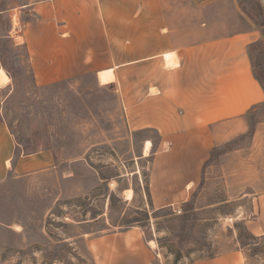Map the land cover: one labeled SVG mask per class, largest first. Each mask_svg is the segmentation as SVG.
Masks as SVG:
<instances>
[{
    "label": "rangeland",
    "instance_id": "1",
    "mask_svg": "<svg viewBox=\"0 0 264 264\" xmlns=\"http://www.w3.org/2000/svg\"><path fill=\"white\" fill-rule=\"evenodd\" d=\"M46 1L0 0V72L7 76L0 120L20 154L49 149L55 159L49 169L0 179V264H92L90 238L131 229L142 232L155 264H190L234 250L245 254L244 264H264V99L235 130L213 123L209 130L220 140L209 154L207 142H196L201 131L189 104L192 78L205 69L201 47L242 30L263 31L256 22L264 0H101L90 13L95 60L109 58L116 5L120 62L141 57L147 39L158 43L159 10L178 25L177 39L191 51L186 62L169 69L176 55L165 54L164 64L162 50L119 65L113 79L110 70L97 78V68L111 65L96 61L85 73L34 84L24 35L51 23L41 17ZM62 3L51 19L68 36L73 2ZM74 13L81 32L84 12ZM107 20L108 36L100 39ZM260 48L252 49L251 60L264 86ZM159 83L167 94L159 95ZM179 157L182 169L201 172L195 185L181 180ZM157 195L170 204L154 206Z\"/></svg>",
    "mask_w": 264,
    "mask_h": 264
},
{
    "label": "crops",
    "instance_id": "2",
    "mask_svg": "<svg viewBox=\"0 0 264 264\" xmlns=\"http://www.w3.org/2000/svg\"><path fill=\"white\" fill-rule=\"evenodd\" d=\"M72 2L69 7L71 12L69 23L74 28L73 33L66 36V33H61V29L54 27V20L51 18L57 11H61L63 3L62 0H51L41 3L44 5H39L40 9L45 10V16L41 15V17L49 19L51 23L47 24L44 29L38 27L39 29L27 31L24 35V45L29 55L34 84L63 80L78 73H85L93 69L91 65L96 61L111 65L97 68L95 70L97 78L98 73L110 70L113 79L114 71L119 65L132 63L140 58L155 57L158 51L162 50H164L161 53L164 64L165 54L173 52L176 55L177 64L167 67L171 69L182 66L187 60V55L191 53L190 50H183L186 46L177 39L178 25L167 23L165 13L159 10L157 28L162 29L163 33L159 34L158 43L154 46L148 42V37H146L147 44H144L141 57H132L120 62L117 57L115 5V14L113 13V17L112 15L109 17V46H105L109 47V58L95 60L94 58L97 59V56L100 55L95 54L94 46L91 45L97 31L93 29L90 13L94 9L93 5H99L102 1L72 0ZM76 10L84 12L85 27L81 32H77L75 28L79 22V17L74 13ZM106 22L108 20L103 22L106 30L100 29V39L103 38L104 32V36H108ZM166 29L168 34H166ZM254 33H257L258 37H252ZM260 34L261 31L259 33L252 29L242 30L230 35L219 36L205 42V45L201 47L200 52L203 53L204 61L200 63L199 68L204 67L205 69L204 72L199 71V77L195 78V74L192 78V81L195 79V84L190 86V102H188L191 103L190 113L194 122L193 127L201 131L195 134L196 136L194 135L197 138L196 142L198 144L207 142L208 145L204 148L208 150V154L214 139H219V135L215 136L214 134L213 136V132L209 130L213 123L222 122L228 128L235 130L240 126L243 115L264 99V90L253 75L247 51L249 43L261 39ZM167 47L172 50L166 51ZM158 91L159 95L167 94L165 84L159 83ZM173 98L174 101L177 100L176 95ZM193 99L195 100L192 101ZM15 149L16 146L11 139L7 124L0 120V179L7 177L9 173H13L14 177H17L46 170L55 163L54 156L49 149L27 154L19 153L17 156H15ZM208 154H204L203 158L201 157L202 160L207 159ZM180 158L182 157L176 159L177 162L175 161L179 169L182 166ZM180 173L179 175L184 176L181 177L182 181L187 178L194 185L201 179L198 167L193 168L190 172L186 168H181ZM190 176L191 178H189ZM173 191L177 193L179 190L176 187ZM168 204L170 202L166 200L165 196L154 197V206L163 207ZM82 235H85V232ZM88 251L92 256V264H155L153 251L142 232L132 229L94 236L88 240ZM244 262L245 254L241 250H234L211 257H203L190 264H244Z\"/></svg>",
    "mask_w": 264,
    "mask_h": 264
},
{
    "label": "trees",
    "instance_id": "3",
    "mask_svg": "<svg viewBox=\"0 0 264 264\" xmlns=\"http://www.w3.org/2000/svg\"><path fill=\"white\" fill-rule=\"evenodd\" d=\"M238 4H239V2H238ZM258 13H259V15H260V17L262 18V22H256V24H258L260 27H262L263 29H264V6H261V5H258ZM244 11V10H243ZM245 12V11H244ZM246 13V12H245ZM247 14V13H246ZM251 17V19L255 22V19L252 17V16H250ZM261 33H262V39L261 40H258V41H255V42H252V43H249L248 45H247V51H248V54H249V58H250V62H251V66H252V70H253V75H254V77H255V79L260 83V85H261V87L263 88V90H264V86L262 85V83H261V76H259V75H257L256 73H255V71H254V69H253V65H252V60H251V51H252V49L254 48V47H260V46H262L263 47V49H264V30L263 31H261ZM262 48H260V50H259V54H262L263 53V50ZM263 72V71H262ZM263 75H264V72H263ZM31 79H32V81H33V77H32V74H31ZM34 82V81H33ZM19 154V151H18V148L16 147V149H15V156H17Z\"/></svg>",
    "mask_w": 264,
    "mask_h": 264
},
{
    "label": "bare ground",
    "instance_id": "4",
    "mask_svg": "<svg viewBox=\"0 0 264 264\" xmlns=\"http://www.w3.org/2000/svg\"><path fill=\"white\" fill-rule=\"evenodd\" d=\"M6 81H7V76L4 73H1L0 72V84H5ZM149 145H150V143L148 141L144 145V152H145V154L147 153V151L149 149ZM127 194H128V198H131V191L128 190ZM151 243H153V241H150V244Z\"/></svg>",
    "mask_w": 264,
    "mask_h": 264
}]
</instances>
